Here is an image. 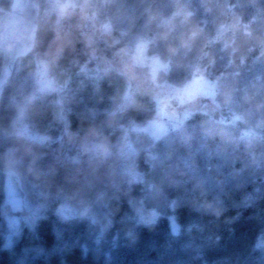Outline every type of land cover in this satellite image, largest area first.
I'll list each match as a JSON object with an SVG mask.
<instances>
[{
    "label": "trees",
    "instance_id": "obj_1",
    "mask_svg": "<svg viewBox=\"0 0 264 264\" xmlns=\"http://www.w3.org/2000/svg\"><path fill=\"white\" fill-rule=\"evenodd\" d=\"M84 9L89 16L92 8ZM97 11L98 24L119 45L143 41L166 65L157 81L181 86L201 76L213 81L223 109L248 107L264 116V0H104ZM67 22L76 34L92 32L86 21ZM48 27L39 18L33 51L15 64L0 101V132L10 129L20 105L24 122L52 139L65 131L61 103L70 112L67 133L84 134L120 114L127 73L95 75L71 49L62 64L49 62L53 85L41 91L36 75L54 35ZM147 107L125 109L105 130L112 143L133 145L128 156L138 174L125 192L108 188L107 224L86 211L63 215L55 204L34 226H16L10 241L0 223V264H264V125L197 112L154 138L132 128L148 117ZM135 206L154 218H140Z\"/></svg>",
    "mask_w": 264,
    "mask_h": 264
},
{
    "label": "rangeland",
    "instance_id": "obj_2",
    "mask_svg": "<svg viewBox=\"0 0 264 264\" xmlns=\"http://www.w3.org/2000/svg\"><path fill=\"white\" fill-rule=\"evenodd\" d=\"M103 3L104 0L92 3L59 0L51 2L40 11V18L49 25L48 31L50 29L54 35L45 44L46 57L40 60L36 76L41 91L52 88L53 76L50 74L49 62L62 64L70 49L72 53L80 54V58L87 59L88 65L84 62L82 68L92 66L89 71L95 75L107 72L110 68H116L120 73L126 72L128 84L122 100L117 104L120 114H109L112 117L110 120L107 115L100 125L90 128L84 134L67 133L70 112L61 103L57 113L65 131L52 139L32 130L23 120V107L18 106L19 116L11 122L10 129L0 132V146L6 144L0 159V169L4 174V196L7 194L6 181L10 175L17 178L26 194L23 201L14 202L13 208L17 213L12 222L5 226L8 241L16 226L22 222L34 226L43 211L51 208L52 204L63 215L74 216L86 211L103 226L107 224L110 211L108 188L125 192L138 180L137 169L128 156V152L134 151L133 145L124 138L112 143L105 133L108 124L120 118L125 109L137 106L143 110L145 105L150 104L151 107L145 109L148 117L142 123L133 121L132 128L154 138L161 137L171 127L180 128L189 116L197 112L217 113L218 119L228 121L248 117L264 125V116L252 108L223 109L216 99L215 84L206 78L193 77L181 86L157 81L158 72L165 69L166 65L147 53L143 41L139 40L134 45H119V39L110 32L111 29L109 31L107 25L98 24L96 20V14L99 13L97 10ZM84 7L92 8L89 16ZM53 14L55 19L48 22L47 18ZM70 20L72 23L86 21L92 32L76 34L74 27L68 26L71 23L67 21ZM93 20L97 21L94 28L91 23ZM125 52L131 54L128 60L124 58ZM59 72L66 74L65 80L70 78L64 71ZM63 74H59L60 78ZM229 99L234 104L232 96ZM166 103L173 105L179 114L180 121L177 124L161 119V107ZM66 133L68 136H65ZM134 210L142 219L154 218L152 212L142 207L135 206ZM261 243L264 245V239Z\"/></svg>",
    "mask_w": 264,
    "mask_h": 264
},
{
    "label": "water",
    "instance_id": "obj_3",
    "mask_svg": "<svg viewBox=\"0 0 264 264\" xmlns=\"http://www.w3.org/2000/svg\"><path fill=\"white\" fill-rule=\"evenodd\" d=\"M39 11V0H13L9 9L0 6V101L17 60L35 47ZM160 117L172 124L180 121L170 103L161 107ZM7 191L10 197L24 198V191L14 175L7 178Z\"/></svg>",
    "mask_w": 264,
    "mask_h": 264
},
{
    "label": "flooded vegetation",
    "instance_id": "obj_4",
    "mask_svg": "<svg viewBox=\"0 0 264 264\" xmlns=\"http://www.w3.org/2000/svg\"><path fill=\"white\" fill-rule=\"evenodd\" d=\"M13 0H0V6L6 9L10 8V5ZM59 2V0H39L40 9L46 8L50 5V3ZM55 19V14L47 18V21H52ZM23 189V188H22ZM24 190V189H23ZM25 190H24V198H25ZM24 198L19 197H10L8 196V192L6 196L0 199V223H9L12 222L13 216L17 211L14 210L13 205L16 201H23Z\"/></svg>",
    "mask_w": 264,
    "mask_h": 264
}]
</instances>
